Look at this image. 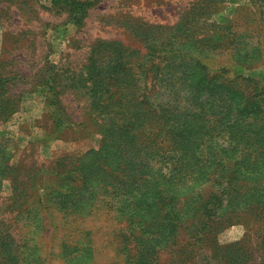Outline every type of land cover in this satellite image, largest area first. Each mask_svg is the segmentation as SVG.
<instances>
[{
  "label": "rangeland",
  "instance_id": "obj_1",
  "mask_svg": "<svg viewBox=\"0 0 264 264\" xmlns=\"http://www.w3.org/2000/svg\"><path fill=\"white\" fill-rule=\"evenodd\" d=\"M100 40L115 46L92 51ZM116 46L156 101L168 100L169 68L189 54L248 96L264 89V0H0V264H264V164L225 193L235 179L219 172L235 166L219 150L225 169L210 168L190 199L132 184L127 195L149 204L111 203L105 187L119 182L88 178L103 137L97 76L82 66ZM243 115L261 141L264 110ZM63 152L83 156L85 182L63 170Z\"/></svg>",
  "mask_w": 264,
  "mask_h": 264
},
{
  "label": "trees",
  "instance_id": "obj_2",
  "mask_svg": "<svg viewBox=\"0 0 264 264\" xmlns=\"http://www.w3.org/2000/svg\"><path fill=\"white\" fill-rule=\"evenodd\" d=\"M62 1L66 0H51V3L59 5ZM109 46L113 48L115 42L100 40L92 51L98 53L99 47L101 51L108 50ZM113 50L116 54H110L99 64L92 58L88 67L82 66L97 76L98 88L92 90L96 99L93 106L100 118L103 137L102 146L93 153L95 160L87 175L94 181L113 184V179L119 182L105 187L107 193L103 198L106 196L111 203L130 200L128 205L137 201L149 204L147 196L133 197L127 192L132 189V184L152 182L158 187L159 199L171 201L183 193L184 199H190L187 191L205 178L210 168L225 169V157L220 156L219 150L225 152L229 156L226 160L233 161L235 166L233 171L232 167L219 172L226 184L231 177L235 179L233 186L224 188L225 193L229 188L237 187V173L246 179L257 178L259 172L256 169L264 164V138L259 141L263 134L246 133L243 114L251 107L264 110V89L248 96L237 93L221 83L218 76L210 75L199 57L189 54L169 68L172 73L163 85L168 100L156 101L144 93L143 85L139 86L136 60L123 59L120 46ZM260 128L263 130L262 124ZM59 158L63 159V170L77 172L83 183L86 179L85 173L81 172L85 167L83 156L63 152ZM58 161L56 158L55 166ZM5 168L9 169L8 166ZM260 184L256 191L264 198L263 182ZM143 187L146 191L151 190ZM75 188L81 192L80 181ZM252 198L243 197L239 202L245 205ZM224 199L227 203L233 196H224ZM132 210L135 212L136 209ZM141 215L139 212L138 216Z\"/></svg>",
  "mask_w": 264,
  "mask_h": 264
}]
</instances>
